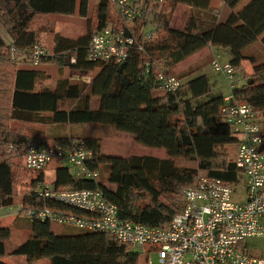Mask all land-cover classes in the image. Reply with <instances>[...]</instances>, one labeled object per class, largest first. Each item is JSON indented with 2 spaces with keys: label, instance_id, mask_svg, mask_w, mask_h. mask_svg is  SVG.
I'll return each instance as SVG.
<instances>
[{
  "label": "trees",
  "instance_id": "16d2710c",
  "mask_svg": "<svg viewBox=\"0 0 264 264\" xmlns=\"http://www.w3.org/2000/svg\"><path fill=\"white\" fill-rule=\"evenodd\" d=\"M142 1L140 14L132 19L123 15L110 0H99L94 26L89 24L87 31L77 38L55 32L50 53L40 56L35 63H53L72 70L96 69L89 81L59 78L53 87H38V81L47 77L41 68L13 66L11 74L5 75L7 81L0 87V96L7 94V115L11 119L58 127L88 122L111 124L115 129L132 133L142 144L164 147L170 157L106 155L101 152L99 137L78 133L77 137H71L81 139L82 145L91 151L88 166L108 165L106 180L74 178L68 166L58 165L53 184L73 188L99 185L105 197L116 204L119 217L166 227L183 207L182 191L194 182L197 170L227 182L237 177L234 160L239 137L221 119V108L227 103L246 102L264 120V0L244 3L222 0L231 9L224 19L214 13L211 0ZM88 3L89 0H0V23L11 40L7 45L0 36L1 71L11 62V49L34 64L29 54L37 40L36 31L31 27L36 16L72 14L76 6L79 14L85 16ZM179 3L192 9L181 29L170 25L171 15ZM149 13L153 27L149 30L151 35L146 37L149 31L145 32L143 27L149 22ZM108 22L131 35L134 42L120 61L89 60L87 48L91 33ZM208 45L227 48L228 62L234 72L242 71L244 81L230 88L227 102L223 95L207 97L210 87L206 74L188 78L200 68L199 64L179 72L178 76L175 74L178 79H184L176 89L158 88V72L169 73L174 64ZM71 52H74L73 61L67 56ZM244 63L250 65L249 70ZM92 96L98 97L95 108L90 106ZM64 100L75 103L62 108L60 104ZM0 110L6 111V108L0 104ZM70 135L75 134L61 131L52 134L51 139L46 136L33 139L63 145ZM30 138L22 133L4 132L0 139V207L14 203V159L29 173L19 193L20 209L16 217L21 219L16 224L28 226L31 234L11 253L24 255L28 260L48 257L49 264H128L121 259L130 244L117 241L107 232L79 228L80 231L59 234L52 230V222L23 214L25 207L44 203L35 192L36 185L44 181V169L30 170L23 164V145ZM173 156L192 160L196 167H178ZM10 232L9 227L0 226V256L5 254ZM0 264L6 263L0 261Z\"/></svg>",
  "mask_w": 264,
  "mask_h": 264
},
{
  "label": "built area",
  "instance_id": "2783aa9c",
  "mask_svg": "<svg viewBox=\"0 0 264 264\" xmlns=\"http://www.w3.org/2000/svg\"><path fill=\"white\" fill-rule=\"evenodd\" d=\"M110 1L132 19L144 6L142 0ZM150 35V31L145 34ZM133 42V37L123 29L107 23L91 33L87 58L120 61L127 56ZM48 53L45 47L34 44L29 58L35 64L40 56ZM67 56L74 60V52ZM210 65L226 77L234 73L230 63H221L217 56ZM156 80L158 88L164 91L174 90L180 84L175 75L163 71L157 73ZM235 85V81L229 82L230 88ZM228 99L225 96L226 102ZM220 117L239 137L234 163L237 174L245 176V195L240 200L233 198L235 180L227 182L198 172L194 182L182 191L181 210L171 217L166 227H160L119 217L116 204L105 197L99 185L55 187L53 183L41 181L35 192L44 203L25 207L23 214L42 221L107 232L117 241L138 244L147 253H155V261L146 258L145 264H264V254L252 253L244 244L248 237H264V120L246 102L225 104ZM90 154L79 138L71 137L63 145L29 139L23 145L22 159L30 170L44 169L52 160L65 162L74 178L95 181L100 171L88 166Z\"/></svg>",
  "mask_w": 264,
  "mask_h": 264
},
{
  "label": "rangeland",
  "instance_id": "374dc122",
  "mask_svg": "<svg viewBox=\"0 0 264 264\" xmlns=\"http://www.w3.org/2000/svg\"><path fill=\"white\" fill-rule=\"evenodd\" d=\"M247 0H242L241 3L246 2ZM99 0H89L88 9L85 16H82L78 12V8L76 6V10L72 14H61V13H48L46 15H38L36 16L32 22L31 27L35 29L37 34L36 44L41 45L51 51L52 48V38L53 34L59 33L61 35L77 38L80 35L84 34L87 31L88 25L91 24L94 26L96 24V10L97 4ZM183 4V3H181ZM185 5V4H184ZM218 5H216L217 7ZM110 9L113 8L111 4ZM218 9V7H217ZM149 22L143 27V30L149 31L152 29L153 24H151L152 15L149 13L147 15ZM135 21V20H134ZM132 21V23L134 22ZM112 23V22H108ZM135 23V22H134ZM133 23V24H134ZM0 36L3 38L5 44L9 45L11 43L10 36L6 32L5 28L0 23ZM258 52V48L255 50ZM214 54L217 55V59L224 63L227 61L229 52L226 48H215ZM11 64H5L4 71L0 69V87L3 86L5 75L11 74L12 67L18 66H37L43 70L47 77L38 81V87L48 86L53 87L55 82L59 78H68L70 81L74 82H82L89 81L92 76L95 74L96 69L92 70H72L66 66L59 67L53 63H45V64H32L24 59L23 55L16 54L13 51H10ZM191 58H187L185 61L189 62ZM13 62V64H12ZM194 62V63H192ZM190 64L197 65V62L190 61ZM184 65H179L175 67V69H169V73L176 74L178 76L179 72L186 70V67H182ZM244 67L249 69V64L244 63ZM199 70L206 73L209 81V87H216L217 91H223L225 93L228 92V83L230 81H235L238 78L240 73L234 72L231 76L226 77L219 71H215L209 62H204L201 64ZM167 72V71H166ZM195 74H190L188 78L194 77ZM241 79L244 81L242 77L241 71ZM180 80V79H179ZM184 80V79H183ZM183 80H180L183 81ZM238 83H241L239 81ZM75 103L74 100H64L61 102L60 107L69 108ZM0 104L6 108L5 110H0V139L4 132L8 133H22L28 137H45L50 138V136L54 133H58L61 131H66L70 135L77 137L78 133L80 134H89L95 135L100 138L101 141V152L106 155H118V156H126L128 154H145V155H153L160 158L170 157L167 150L164 147L158 146H150L140 143L132 133L115 129L111 124H102L97 122H88L82 124H63L59 127L57 125H40L38 123L33 122H25L19 121L15 119H11L7 115L8 103H7V94L3 93L0 96ZM98 104V97L92 96L90 101V106L95 108ZM173 162L178 167H196V163L192 160L185 159L181 156H173L171 157ZM13 170H14V203L9 206L0 207V226H6L10 228V236L6 240V250L5 254L0 256V261L6 264H49V258L44 257L37 260H28L24 255H14L11 253L13 248L22 243L30 234L31 230L28 226L18 225L16 222L20 221V217H16L17 208L19 206V193L25 187V182L28 181L29 173L24 170L19 161L15 158L13 161ZM65 162H58L52 160L49 164L44 168V182L47 184H52L54 180V172L55 168L58 165H65ZM100 174L97 180L101 182H105L107 174H108V165L100 164L99 166ZM200 170H197L199 172ZM31 174V173H30ZM35 175V172L33 173ZM89 180V179H88ZM244 181L245 176L242 173H238L233 184V198L239 200L244 198ZM108 185V184H107ZM108 187L112 188V185H108ZM18 225V226H17ZM51 228L54 232L59 234H67L74 231H80L79 228L69 226L67 224H58L55 222L51 223ZM245 246L252 253L264 254V237H248L244 241ZM149 258L152 261H155L156 256L154 252H148L144 250L143 247L138 244H131L129 250L122 257L121 261L127 262L128 264H145V259Z\"/></svg>",
  "mask_w": 264,
  "mask_h": 264
},
{
  "label": "crops",
  "instance_id": "0c3cea01",
  "mask_svg": "<svg viewBox=\"0 0 264 264\" xmlns=\"http://www.w3.org/2000/svg\"><path fill=\"white\" fill-rule=\"evenodd\" d=\"M211 1H212L211 2L212 5L215 6L214 13H217V15L221 19H224L228 15V13L231 11V9L222 0H211ZM216 5H218L217 6L218 9H217ZM191 11H192V9H191L190 6H188L186 4L184 5V4H181V3L177 4L175 9H174V11H173V13H172V15H171L170 25L172 27H174V28H179V29L183 28V26H184V24L186 22L187 16L189 15V13ZM215 48H217V47L208 45V46L196 51L195 53L187 56L186 58H184L183 60L179 61L178 63L174 64L171 67V69H175V67H177L179 65H184V66H182L183 68L184 67L189 68V67L194 65V64H190L189 63L190 61H195L200 66L204 62H209V64H210V61L215 56H217L216 54H214V49ZM228 52H229V50H228ZM187 58H191V60L189 62L185 61ZM229 59H230V53H229L227 61H229ZM192 63H194V62H192ZM249 69H250V65H249ZM199 72H201V71L198 69L197 71H195L192 74H195L193 76H196V75H199V74H206L205 72H202V73H199ZM238 73H240V74L238 75V78L235 80L236 81V85L238 84L239 81L242 82L241 71L238 70ZM230 82H232V81H230ZM230 92H231V89H230L229 83H228V92L227 93H225L223 91H217L216 87L214 88V87L211 86L210 92L207 95V97H210V96H213V95L229 96ZM68 134H70V133H68ZM84 135H86V134H84ZM95 181H97V180H95Z\"/></svg>",
  "mask_w": 264,
  "mask_h": 264
}]
</instances>
